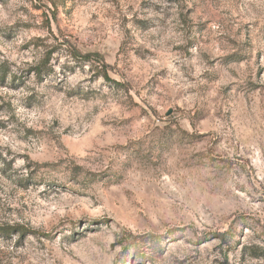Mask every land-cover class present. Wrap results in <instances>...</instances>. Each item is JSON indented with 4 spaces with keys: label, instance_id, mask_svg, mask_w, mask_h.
<instances>
[{
    "label": "rangeland",
    "instance_id": "1",
    "mask_svg": "<svg viewBox=\"0 0 264 264\" xmlns=\"http://www.w3.org/2000/svg\"><path fill=\"white\" fill-rule=\"evenodd\" d=\"M8 227L0 264H264V0H0Z\"/></svg>",
    "mask_w": 264,
    "mask_h": 264
},
{
    "label": "trees",
    "instance_id": "2",
    "mask_svg": "<svg viewBox=\"0 0 264 264\" xmlns=\"http://www.w3.org/2000/svg\"><path fill=\"white\" fill-rule=\"evenodd\" d=\"M72 55L74 58H79V59H83V60H86V61H89V60H94L96 62H98L100 64V67H101V72H102V75H103V78L106 80V81H111L108 77H107V74H106V69H107V66L106 64L100 60V58H97L96 56H92V55H89V54H79L77 52H72ZM112 84H114L115 86H118L120 87V84L119 83H116L114 81H111ZM18 232L20 233L22 236L24 235H32V234H35L36 232L34 231H31V230H28V229H23V228H16V227H8L6 229L4 228H0V233H2L3 235H8L12 232ZM213 239H218L220 242L222 243H226L227 241V232L225 233H206L204 234V238L203 240L204 241H209V240H213ZM254 257H256L257 259H261L263 262H264V250H259L256 254H253Z\"/></svg>",
    "mask_w": 264,
    "mask_h": 264
}]
</instances>
